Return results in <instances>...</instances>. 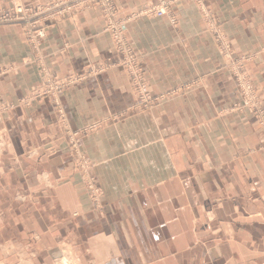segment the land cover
<instances>
[{"label": "crops", "instance_id": "crops-1", "mask_svg": "<svg viewBox=\"0 0 264 264\" xmlns=\"http://www.w3.org/2000/svg\"><path fill=\"white\" fill-rule=\"evenodd\" d=\"M159 1L114 3L151 93L174 95L138 112L118 68L59 95L71 131L102 122L79 144L101 209L53 102L20 104L46 76L88 75L117 59L101 9L52 25L42 63L20 25L0 26V96L10 107L0 113L1 264L30 254L53 264L63 246L78 264H264V130L247 112L229 113L241 96L196 3L174 5L177 25L129 20ZM202 9L216 15L237 57H257L248 68L264 105V0H204Z\"/></svg>", "mask_w": 264, "mask_h": 264}, {"label": "built area", "instance_id": "built-area-1", "mask_svg": "<svg viewBox=\"0 0 264 264\" xmlns=\"http://www.w3.org/2000/svg\"><path fill=\"white\" fill-rule=\"evenodd\" d=\"M180 1L182 0H160L158 4H149L140 12L134 14L131 19L139 17H168L175 25L177 24V19L173 14L171 6ZM193 1L198 4L203 2V0ZM94 8H100L102 11L105 21L104 30L112 37L113 45L118 55L117 60L111 63L102 64L98 70L96 69L88 75H73L64 79H55L47 76L43 87H41L34 95L26 98L23 101V104L29 105L35 100L46 98L48 96H53L55 98L59 118L68 132L72 151L77 156L78 165L82 166V168H79L84 174L83 179L90 192L91 201L98 209H101V192L95 179L89 174L90 164L82 155L79 144L84 135L97 130L102 124L95 123L80 131H71L67 126L66 117L60 104L59 95L63 90L78 85L80 82L91 76L108 71L112 68L123 67L128 72L133 83L134 92L139 101L137 105L138 110L145 112L152 109L156 105L159 99L151 95L144 68L139 63L138 57L130 48V45L125 37L124 31L128 20L126 21L118 17V10L115 6L114 0H54L45 5H36L34 7L25 6L22 0H8V6L0 9V26L20 25L23 27L28 43L32 49V53L37 56L38 62L42 63L41 46L47 37V30L52 25L61 23L67 18L75 17L83 11ZM203 13L206 15L207 21L208 19L210 20L211 27L214 28V34L218 45H220L221 49L224 51L230 50L221 30L219 29L218 22L210 13H207L206 10H204ZM208 26L210 27L209 24ZM2 74L3 72H0V76ZM243 79H246V77L242 76L241 83ZM243 88L246 95H253L257 100L255 92L252 94L251 87L249 85ZM256 104H254L255 107L257 106ZM0 105L1 110L8 109V107L2 103L1 98ZM261 119L264 121V113L263 116H261Z\"/></svg>", "mask_w": 264, "mask_h": 264}, {"label": "rangeland", "instance_id": "rangeland-1", "mask_svg": "<svg viewBox=\"0 0 264 264\" xmlns=\"http://www.w3.org/2000/svg\"><path fill=\"white\" fill-rule=\"evenodd\" d=\"M182 1H185V0H182ZM182 1H180V2H182ZM190 1H192V2H194V3H196L195 1H193V0H190ZM23 2V1H22ZM160 2V1H159ZM180 2H177V3H180ZM177 3H175V4H173L172 6H171V8H172V11H173V14H175L174 13V5H176ZM47 4V3H46ZM156 4H158V3H156ZM199 7H200V9H201V11H202V17H203V21H204V33H207L208 35H210L211 36V38L213 39V41H214V43L216 44V47H217V49H218V51H219V53H220V55L222 56V59H223V61H224V69H226V70H228L230 73H231V75L233 76V78H234V80H235V83H236V86H237V88H238V91H239V93H240V96H241V101L239 102V103H237V104H235L231 109H230V112L229 113H231V114H245V112H247L249 115H251L254 119H255V121L258 123V125L261 127V128H263V130H264V121H262V119H261V116H263V113H264V105H263V101H262V98H261V95L259 94V91H258V89H257V87H256V85H255V81L253 80V78H252V76H251V73H250V70H249V65H250V63L251 62H253V61H255L256 60V56H253V55H245V56H242V57H237L235 54H234V49H233V47L231 46V43H230V40H229V38H228V36L226 35V33L224 32V30L222 29V27H221V25H220V23H219V20H218V18L216 17V15L214 14V13H212V11H210V10H207V9H202V6H203V4H204V0H203V2L201 3V4H198V3H196ZM39 5H45V4H39ZM149 5V4H148ZM34 6H36V5H33V6H27V7H34ZM147 6V5H146ZM1 9V8H0ZM204 10H206L207 11V13H210L213 17H214V19L218 22V24H219V29L221 30V32H222V34H223V36H224V38H225V40H226V42H227V44H228V46H229V49L230 50H222L221 49V47H220V45H218V43H217V39H216V36H215V34H214V28L213 27H211V24H210V20L208 19V21H207V18H206V15H204ZM136 14V13H135ZM134 16V15H133ZM132 16V17H133ZM131 17V18H132ZM176 17V16H175ZM130 18V19H131ZM140 18H142V17H140ZM146 18H149V17H146ZM153 18H155V17H153ZM158 18V17H157ZM176 19H177V17H176ZM216 22V23H217ZM177 23H178V19H177ZM173 24V23H172ZM208 24L210 25V27L208 26ZM175 25H177V24H175ZM8 26V25H7ZM19 26V25H18ZM23 28V27H22ZM104 29H105V27H104ZM24 35H25V31H24ZM111 36V35H110ZM25 38H26V41H27V43H28V40H27V37H26V35H25ZM128 41V40H127ZM28 45H29V43H28ZM130 45V44H129ZM130 48L132 49V51L134 52V54L138 57V60H139V63L141 64V66L143 67V64H142V58H141V56L133 49V47L130 45ZM114 51H115V48H114ZM115 53H116V51H115ZM33 54V53H32ZM263 56H264V49L262 50V53H261ZM116 55H117V53H116ZM33 56H34V58H35V60L36 61H38L37 60V56L36 55H34L33 54ZM41 57H42V55H41ZM116 58H118V55H117V57ZM117 60V59H116ZM116 60H114V61H116ZM113 61V62H114ZM111 63V62H110ZM102 65H100V66H98L96 69L98 70L99 69V67H101ZM116 68H118V69H122L126 74H127V77H128V80H129V82H130V85H131V88H132V92H133V95L135 96V98H136V105H135V107H136V109H137V111L138 112H141V111H139L138 110V108H137V105H138V98H137V96H136V94H135V92H134V87H133V83H132V81H131V78H130V76H129V74H128V72L123 68V67H116ZM95 69V70H96ZM112 69H115V68H112ZM111 70V69H110ZM109 71V70H108ZM0 72H3V74L0 76V78H2V77H4L5 75H6V72L5 71H3V69H0ZM106 72V71H105ZM102 73H104V72H102ZM146 74V73H145ZM248 76H247V75ZM242 76H245L246 77V79H243L242 80V83H241V78H242ZM47 77V76H46ZM70 77V76H69ZM147 77V76H146ZM50 78H54V77H50ZM248 78H249V80H248ZM55 79H57V78H55ZM64 79V78H63ZM147 79V81H148V78H146ZM45 80H46V78L43 80V83H42V85L39 87V89L41 88V87H43V85H44V83H45ZM86 80H88V79H85L84 81H82V82H80L78 85H80V84H82V83H84ZM148 85H149V83H148ZM247 85H249L250 87H251V92H252V94H253V92H255V94H256V96H257V100L254 98V96L252 95H246V93L244 92V88L243 87H247ZM76 86V85H75ZM72 87H74V86H72ZM70 88V87H69ZM149 88H150V85H149ZM38 89V90H39ZM37 90V91H38ZM36 91V92H37ZM151 91V90H150ZM35 92V93H36ZM175 92H178V90H176ZM242 92V93H241ZM34 93V94H35ZM33 94V95H34ZM175 93H166V94H164V95H157V96H154L152 93H151V95L153 96V97H155V98H158L159 99V101H157V103H156V105L154 106V107H156L157 105H159L161 102H163L164 100H166L167 98H169V97H171V95H174ZM32 96V95H31ZM30 97V96H29ZM0 98H1V96H0ZM28 98V97H27ZM26 99V98H25ZM25 99H23L21 102H20V104H22V105H24L23 104V101L25 100ZM42 99H50L52 102H53V104H54V106H55V108H56V112H57V115H58V117H59V114H58V111H57V104H56V100H55V98L53 97V96H48V97H46V98H42ZM60 99V98H59ZM38 100H41V99H38ZM1 101H2V103L5 105V106H7L8 107V109L7 110H5V109H3V110H1L0 109V113H4V112H8L9 110H10V107H9V105L6 103V102H4L2 99H1ZM36 101V100H35ZM32 103V102H31ZM257 103V104H256ZM254 104H256L257 106L255 107L254 106ZM1 106V105H0ZM153 107V108H154ZM152 108V109H153ZM152 109H150V110H148V111H145V112H149V111H151ZM144 112V113H145ZM59 120H60V118H59ZM104 122V121H103ZM98 123H102V122H98ZM61 124H62V122H61ZM93 125V124H92ZM91 126V125H90ZM89 127V126H88ZM66 130V129H65ZM82 130V129H81ZM77 131H80V130H77ZM67 135V136H66ZM66 135H65V137H66V140H67V142H68V139H69V137H68V132H67V130H66ZM70 154H71V156L73 157V159H74V161H75V167H76V169H78L80 172H81V169L80 168H82V166H80V165H78V161H77V156H76V154L74 153V152H71L70 151ZM80 167V168H79ZM81 174H82V177L84 176V174L81 172ZM84 180V179H83ZM86 184V183H85ZM87 186V185H86ZM97 208V207H96ZM98 209V208H97ZM61 252H65L66 254H64V255H62V256H60L58 259H56L55 261H53V264H63V261L64 260H67L68 262H69V264H78L76 261H75V259H74V257H73V255H72V253H70V251H69V249H66L65 248V246H63L61 249ZM33 255H27V256H25V258L21 261V263L20 264H36V262H34V256L32 257ZM1 264V263H0Z\"/></svg>", "mask_w": 264, "mask_h": 264}, {"label": "bare ground", "instance_id": "bare-ground-1", "mask_svg": "<svg viewBox=\"0 0 264 264\" xmlns=\"http://www.w3.org/2000/svg\"><path fill=\"white\" fill-rule=\"evenodd\" d=\"M63 264H69V262L67 260H64Z\"/></svg>", "mask_w": 264, "mask_h": 264}]
</instances>
